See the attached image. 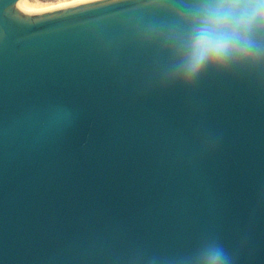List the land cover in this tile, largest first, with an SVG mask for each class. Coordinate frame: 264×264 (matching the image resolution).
<instances>
[{
    "label": "water",
    "instance_id": "1",
    "mask_svg": "<svg viewBox=\"0 0 264 264\" xmlns=\"http://www.w3.org/2000/svg\"><path fill=\"white\" fill-rule=\"evenodd\" d=\"M16 2L0 0V264H264V62L183 70L215 0Z\"/></svg>",
    "mask_w": 264,
    "mask_h": 264
},
{
    "label": "clouds",
    "instance_id": "2",
    "mask_svg": "<svg viewBox=\"0 0 264 264\" xmlns=\"http://www.w3.org/2000/svg\"><path fill=\"white\" fill-rule=\"evenodd\" d=\"M256 34L264 35V0H215L194 22L183 64L186 78L209 65L264 62L251 39ZM205 264L222 260L207 254Z\"/></svg>",
    "mask_w": 264,
    "mask_h": 264
},
{
    "label": "bare ground",
    "instance_id": "3",
    "mask_svg": "<svg viewBox=\"0 0 264 264\" xmlns=\"http://www.w3.org/2000/svg\"><path fill=\"white\" fill-rule=\"evenodd\" d=\"M88 1H91V0H66L65 2L59 4V5H56L55 7H59V6H68V5H73V4H78V3H83V2H88ZM21 3V0H17L16 4L18 6V4ZM22 3H23V8H20V9H23V10H26V11H40V10H44L46 8L43 7H37V6H34V5H31L27 2H25V0H22ZM53 6V5H52ZM50 8V7H49ZM53 8V7H51Z\"/></svg>",
    "mask_w": 264,
    "mask_h": 264
},
{
    "label": "rangeland",
    "instance_id": "4",
    "mask_svg": "<svg viewBox=\"0 0 264 264\" xmlns=\"http://www.w3.org/2000/svg\"><path fill=\"white\" fill-rule=\"evenodd\" d=\"M66 0H25V2L37 6V7H43L48 9L49 7H55L56 5H59L63 2H65ZM53 5V6H52Z\"/></svg>",
    "mask_w": 264,
    "mask_h": 264
},
{
    "label": "snow or ice",
    "instance_id": "5",
    "mask_svg": "<svg viewBox=\"0 0 264 264\" xmlns=\"http://www.w3.org/2000/svg\"><path fill=\"white\" fill-rule=\"evenodd\" d=\"M22 11H24L23 9H21ZM26 15H33L32 13H27L25 12Z\"/></svg>",
    "mask_w": 264,
    "mask_h": 264
}]
</instances>
